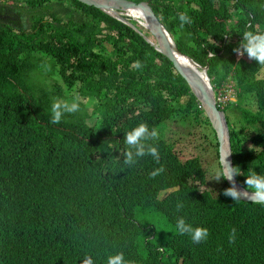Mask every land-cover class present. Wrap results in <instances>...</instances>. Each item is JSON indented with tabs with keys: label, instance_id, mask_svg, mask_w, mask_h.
<instances>
[{
	"label": "trees",
	"instance_id": "16d2710c",
	"mask_svg": "<svg viewBox=\"0 0 264 264\" xmlns=\"http://www.w3.org/2000/svg\"><path fill=\"white\" fill-rule=\"evenodd\" d=\"M48 1L0 0V13H17L0 20V264H81L85 256L107 264L117 252L136 264H264V205L225 196L224 178L213 194L199 157L181 158L169 140L167 121L192 114L217 159L208 118L171 61L95 6L35 8ZM149 2L176 47L207 64L215 93L230 81L235 99L223 109L233 115L225 114L231 162L245 187L253 169L264 174V66L233 49L244 31H264V0ZM25 6L35 9L27 27L19 24ZM182 12L192 19L183 27ZM137 60L142 69L132 68ZM54 64L58 83L46 88L40 81ZM58 99L79 110L54 124ZM140 122L159 133L150 141L159 164L144 156L121 171L125 133ZM179 217L206 227L207 240L178 234Z\"/></svg>",
	"mask_w": 264,
	"mask_h": 264
},
{
	"label": "clouds",
	"instance_id": "9594fccd",
	"mask_svg": "<svg viewBox=\"0 0 264 264\" xmlns=\"http://www.w3.org/2000/svg\"><path fill=\"white\" fill-rule=\"evenodd\" d=\"M178 16L181 22V27H183L185 23L187 24L192 23L191 17H189L186 13L184 12L179 13ZM125 17L130 22H132L130 20L131 19L130 17L127 16ZM136 24L143 27L138 22H136ZM242 35H243V39L240 41L239 46L234 48L233 51L236 53L237 56H243L246 53L249 59L255 60L258 65L264 66V31H244ZM150 39H153V37ZM209 54L211 56L216 57L214 52L210 51ZM142 67L143 64L139 60L135 61L132 64L133 69H142ZM224 89L225 88L221 90L220 94H225ZM231 89L234 94L235 92L229 84L228 91H230ZM214 95L217 106L221 108V110L223 111V105L226 103L227 100L230 99L227 98L225 102H222L223 100L217 99V95L215 92ZM78 110H79V103L77 102H74L71 105L61 102L54 103L52 106V113H53L52 122L54 124H58L65 112L74 113ZM158 139H159V133L157 129L155 128L150 129L146 122H140L138 125L128 130L124 136V143L126 145V150L123 151V162L120 165V170L122 171L126 167L130 168L134 166L137 163L138 159L144 156H151L157 162V164H159L160 153L158 151V148L153 143H150V141H157ZM216 160L218 162V159ZM219 166L221 168L220 169L221 171L211 179L219 181L220 179L224 178L229 180L232 186L225 188L223 190V194L225 196L231 197L233 201L243 199L244 196H247V198L250 199L252 202L264 205V174L257 173L253 169L248 175H246V179L244 181L245 187L243 186L244 188L240 189L236 186L234 179L236 178L237 175L242 174L240 168L238 166H231L227 164L224 158H223V163L220 160ZM164 171L165 169L163 165H161L160 167L150 172L149 175L150 177L155 178L156 176L162 174ZM182 207H183L182 203L177 204L178 210ZM175 228L178 234L190 236L193 243H200L206 241L209 236V230L206 227L194 226L193 224L186 222V220L183 217H179L176 220ZM236 231L237 230L235 228L232 229L229 235V243L235 242ZM81 264H95V262L91 256H85L81 260ZM107 264H136V262L126 261L124 254L122 252H117L115 254L108 256Z\"/></svg>",
	"mask_w": 264,
	"mask_h": 264
},
{
	"label": "water",
	"instance_id": "95a60500",
	"mask_svg": "<svg viewBox=\"0 0 264 264\" xmlns=\"http://www.w3.org/2000/svg\"><path fill=\"white\" fill-rule=\"evenodd\" d=\"M82 3L95 6L113 17L127 23L148 41L156 50L164 54L172 63L177 73L185 80L190 91L199 101L209 124L214 131L217 149V159L232 166L229 133L224 112L216 104L213 88L206 73L207 64L200 65L189 55L182 53L174 44V41L166 28L163 26L149 0H78ZM136 9L141 12L143 20L141 25L149 31L153 39L146 36L135 24L130 22L121 14L125 9ZM221 169V168H220ZM235 184L238 188L244 187L239 184L236 178ZM229 187L231 183L225 179ZM242 200H250L244 196Z\"/></svg>",
	"mask_w": 264,
	"mask_h": 264
},
{
	"label": "rangeland",
	"instance_id": "374dc122",
	"mask_svg": "<svg viewBox=\"0 0 264 264\" xmlns=\"http://www.w3.org/2000/svg\"><path fill=\"white\" fill-rule=\"evenodd\" d=\"M68 4L67 0H49L48 3L43 4V5H37L35 8L39 10H43L45 14H49L51 9H56V10H62L64 12L66 5ZM50 6V7H49ZM63 7V8H62ZM26 8V9H25ZM24 9H21L22 15L24 18H22L19 22L22 26H28L30 22L29 15L35 10L34 8H29L28 6H25ZM12 8L9 13H0V20H3L4 17L7 16H16V11H13ZM152 38V36H151ZM40 60V59H39ZM56 69V65L54 64L49 70V73L45 81H40L42 84L46 83V88H49L53 84H57L58 82H55L54 80H58L57 76H53L54 73L53 71ZM263 69V68H262ZM43 71V70H42ZM53 73V74H52ZM264 73V70L263 72ZM230 81L228 80L225 82L221 88L219 89L220 91L225 88V94H220L219 92H216V95L219 96V99L223 100L222 102H225L226 99H234L235 96L233 94L232 89L228 91ZM48 100L52 101V99ZM47 100V102H49ZM46 102V103H47ZM61 102V103H67L63 99H58L55 102L53 101L52 104ZM72 103V102H69ZM68 104V103H67ZM71 105V104H70ZM53 106V105H52ZM223 112L229 117H233L231 114V111L228 109H223ZM167 135L170 137L169 140H173V145L174 147L179 151V154L181 158H186L189 156L196 155L199 157L201 164L204 169V177H205V184L207 188L210 189V191L214 194L220 184V180H214L211 179L213 178L216 174H218L217 171V166H216V159L214 156V145L212 142L209 144L208 143V138L206 139L203 135V129L201 128L200 124L196 122L192 114H189L185 118H180L177 120H172L169 119L167 121ZM206 132L208 128L205 130Z\"/></svg>",
	"mask_w": 264,
	"mask_h": 264
},
{
	"label": "bare ground",
	"instance_id": "6f19581e",
	"mask_svg": "<svg viewBox=\"0 0 264 264\" xmlns=\"http://www.w3.org/2000/svg\"><path fill=\"white\" fill-rule=\"evenodd\" d=\"M122 15H125L127 17H130L131 19L135 20L136 22H138L139 24H141L139 22V20H143L141 17V12L139 10L136 9H125L123 12H121Z\"/></svg>",
	"mask_w": 264,
	"mask_h": 264
},
{
	"label": "built area",
	"instance_id": "2783aa9c",
	"mask_svg": "<svg viewBox=\"0 0 264 264\" xmlns=\"http://www.w3.org/2000/svg\"><path fill=\"white\" fill-rule=\"evenodd\" d=\"M217 99H219V96H217ZM220 100V99H219Z\"/></svg>",
	"mask_w": 264,
	"mask_h": 264
}]
</instances>
